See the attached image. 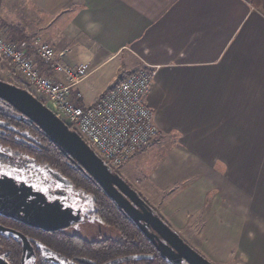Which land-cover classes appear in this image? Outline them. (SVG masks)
<instances>
[{"label": "crops", "instance_id": "1", "mask_svg": "<svg viewBox=\"0 0 264 264\" xmlns=\"http://www.w3.org/2000/svg\"><path fill=\"white\" fill-rule=\"evenodd\" d=\"M0 30L31 54L41 39L66 54L59 63L88 64L72 89L85 108L121 76L157 69L147 106L161 134L148 151H159L141 192L211 263L264 264V15L249 0H4Z\"/></svg>", "mask_w": 264, "mask_h": 264}, {"label": "water", "instance_id": "2", "mask_svg": "<svg viewBox=\"0 0 264 264\" xmlns=\"http://www.w3.org/2000/svg\"><path fill=\"white\" fill-rule=\"evenodd\" d=\"M0 100L18 111L22 118L35 124L51 143L86 173L118 209L133 221L164 260L170 264H212L186 244L178 233L154 213L138 192L110 170L79 134L71 131L33 94L0 80ZM4 125L0 123V126ZM51 174L56 180L66 183L58 174ZM29 197L35 199L27 200ZM0 215L47 233L66 230L78 222V217L71 211L63 210L59 203H48L41 194L19 189L13 183L2 180ZM0 232L11 233L21 239L22 264L35 258L34 249L23 234L1 226ZM0 264L8 263L0 257Z\"/></svg>", "mask_w": 264, "mask_h": 264}, {"label": "built area", "instance_id": "3", "mask_svg": "<svg viewBox=\"0 0 264 264\" xmlns=\"http://www.w3.org/2000/svg\"><path fill=\"white\" fill-rule=\"evenodd\" d=\"M29 48L9 41L0 33L1 61L8 62L40 98L49 100L54 105L55 116L71 131H76L109 168L125 166L159 138L161 132L154 113L147 106L157 69L145 68L126 76L93 106L85 108L73 101L72 89L89 76L90 66L71 68L59 63L58 58L66 54L56 53L41 39L33 43L35 55L30 54ZM36 58L53 72L64 73L69 85L57 84L45 77Z\"/></svg>", "mask_w": 264, "mask_h": 264}, {"label": "trees", "instance_id": "4", "mask_svg": "<svg viewBox=\"0 0 264 264\" xmlns=\"http://www.w3.org/2000/svg\"><path fill=\"white\" fill-rule=\"evenodd\" d=\"M3 2L4 0H0V13ZM249 2L255 10L264 15V0H249ZM130 74L132 73L121 76L114 85L119 84ZM22 82L23 85L19 88L33 94L26 81H20V83ZM33 95L45 105L43 98ZM0 123H7L11 128L4 131V135L0 137V148L3 151L14 157L26 159L36 167L49 168L53 173L67 179L76 190L91 196L95 219L117 234L109 242L108 248H100L97 252H91V249L86 248L92 246V244L76 236H68L63 233L49 234L39 230L22 229L18 226L17 231L22 232L28 238L36 240L37 244H32V246L37 257L31 261V264H44L41 247L50 250L58 260L81 257L91 259L93 257V260L97 261L98 264H104L105 262L117 263L124 260L130 262L129 264H170L154 252L150 242L133 221L118 209L115 203L86 173L74 166L35 124L22 118L18 111L2 100H0ZM150 147L151 145L143 152L148 151ZM110 170L119 175L117 170L113 168H110ZM138 194L144 200L143 196L140 193ZM144 201L154 211L150 204L146 200ZM0 237H2L0 240V256L4 257L8 264H21V242L13 236L6 237V235L0 234ZM144 255H150L151 258L145 260L135 259V257Z\"/></svg>", "mask_w": 264, "mask_h": 264}, {"label": "flooded vegetation", "instance_id": "5", "mask_svg": "<svg viewBox=\"0 0 264 264\" xmlns=\"http://www.w3.org/2000/svg\"><path fill=\"white\" fill-rule=\"evenodd\" d=\"M9 129L11 128L8 126L7 123L4 126H0V137L4 135V131H7ZM0 150L2 149L0 148ZM29 163L30 162L27 161L26 159L17 158V157H14L13 155L7 156L5 155V153L0 152V180L13 183L19 189L31 190L33 193L41 194L48 203H56V202L59 203L63 210L71 211L75 217H78V222L73 223L72 226L79 225V224H87L89 221L95 219L94 208L92 204L93 199L91 196L83 193L80 190H76L74 186H72V184L68 182L67 179L61 176L60 177L63 180H65L66 183L56 180L52 176L51 174L52 171H50L49 168L44 167V170L48 172L47 177H44L36 173L34 171V165L32 163L30 164ZM73 165L77 166L75 165V163H73ZM34 199H35L34 197H29L27 200H34ZM0 226L8 230L16 231L21 234L23 233L20 231H17L16 229L18 228V226L21 227L22 229L27 228L28 230H39V229L31 228L13 219L6 218L2 215H0ZM70 228L66 230H61L58 232H53V233H63L68 236H76L78 238H81L85 240L86 242H89L92 244V246L86 248V249H91V252L92 251L97 252L98 249L100 248L102 249L108 248L109 242L114 238L111 236L104 235L100 232L95 236L94 239L88 240L84 237L77 236L75 234H70L68 232ZM39 231H42V230H39ZM0 234H4L6 235V237L13 236L14 238L18 239L22 245V256H23V244L20 238H18L17 236L11 233L0 232ZM49 234H52V233H49ZM25 237L28 239L31 245L37 244L36 240H34L33 238H28L27 236ZM1 238L2 237H0V240ZM151 246L154 252L161 257V255L156 251V249L154 248L152 244ZM34 253H35V258H36L37 255H36L35 249H34ZM41 255H42V260L44 264H98L97 261L93 260V257H91V259L81 257V258H72V259L62 258L58 260L50 250L44 247H41ZM0 257L4 258L2 256ZM139 257H145V258L139 259ZM35 258H32L29 261H26L25 264H31V261L35 260ZM150 258H151L150 255L135 257L136 260H145V259H150ZM127 263L129 264L130 262H127V260H124V261H120L117 263L105 262L104 264H127ZM21 264H22V258H21ZM183 264H186V263H183Z\"/></svg>", "mask_w": 264, "mask_h": 264}, {"label": "rangeland", "instance_id": "6", "mask_svg": "<svg viewBox=\"0 0 264 264\" xmlns=\"http://www.w3.org/2000/svg\"><path fill=\"white\" fill-rule=\"evenodd\" d=\"M0 33L4 35V33L1 30H0ZM0 80L3 82H6L8 84H12L14 86H17V87H21L23 85V82L20 83V81L25 82V80L21 77V75L16 73L14 71L13 67L8 62H3V61H1V59H0ZM95 83H97V84H95V85H97V89H100L104 86V84H103L104 81H96ZM31 92L33 94H35L37 97H40V96H38V94L35 92V90L33 88H31ZM94 96L95 95L92 93L87 94L85 97L86 103L87 104L91 103ZM45 106L48 109H50L51 111H54V105L49 100H45ZM158 151H159L158 145L154 146L152 148L151 152L146 151L147 153L146 152L140 153L137 156H135L128 164H126L125 166H122L120 168H117L115 170H117V173L126 182H128L136 192L140 193L142 186L146 185V181H145L146 176L149 174V172L154 168V166L156 164L157 158L155 155ZM0 152L5 153V155H7V156L8 155L10 156V154L6 151L0 150ZM34 171L36 173L44 176V177H47V175H48V172H46L44 170V167L34 166ZM141 184H142V186L140 187ZM141 195L143 196L144 200H146L150 204V206L154 209L155 213L159 215L158 210H156L154 208L155 205L158 204L157 199L155 200L154 198H151L148 195H144L143 193ZM68 232L70 234H75L77 236L84 237L88 240L94 239L95 236L100 232L104 235L111 236V237H116V235H117L116 232H114L113 230H110L109 228L101 225L98 222V220H95V219L89 221L87 224L74 225L68 230ZM174 232H176V231H174ZM179 235L184 240V242L186 244H188L192 249H194L196 252H198L201 255L199 248H198V245L195 242L191 241V239L189 238L187 233H181Z\"/></svg>", "mask_w": 264, "mask_h": 264}]
</instances>
